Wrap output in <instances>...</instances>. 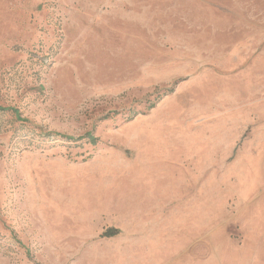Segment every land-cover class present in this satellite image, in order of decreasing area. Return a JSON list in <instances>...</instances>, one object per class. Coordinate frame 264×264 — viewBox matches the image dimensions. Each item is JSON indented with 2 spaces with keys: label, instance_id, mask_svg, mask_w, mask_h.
<instances>
[{
  "label": "rangeland",
  "instance_id": "374dc122",
  "mask_svg": "<svg viewBox=\"0 0 264 264\" xmlns=\"http://www.w3.org/2000/svg\"><path fill=\"white\" fill-rule=\"evenodd\" d=\"M0 106V264H264V0H0Z\"/></svg>",
  "mask_w": 264,
  "mask_h": 264
},
{
  "label": "trees",
  "instance_id": "16d2710c",
  "mask_svg": "<svg viewBox=\"0 0 264 264\" xmlns=\"http://www.w3.org/2000/svg\"><path fill=\"white\" fill-rule=\"evenodd\" d=\"M165 92L166 93L164 95H166L167 93L172 92V90L171 89H167ZM152 107H153V105L150 106V108H152ZM8 110L12 111L13 114L18 115V111L16 109H14V108H7V107H1L0 106V111H8ZM59 136L61 138H64L66 141H74L75 140L73 137H70V136H67V135H59ZM86 136H87V138H88V140H89V142L91 144H95L96 138H94L90 133H87ZM118 233H119V230L118 229H116V228H108L102 234V236L109 238V237L116 236Z\"/></svg>",
  "mask_w": 264,
  "mask_h": 264
}]
</instances>
